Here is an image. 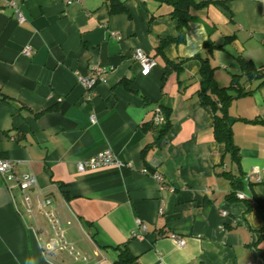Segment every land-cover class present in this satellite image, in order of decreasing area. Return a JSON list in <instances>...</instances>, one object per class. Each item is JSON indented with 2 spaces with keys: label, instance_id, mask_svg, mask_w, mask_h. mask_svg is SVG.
<instances>
[{
  "label": "crops",
  "instance_id": "0c3cea01",
  "mask_svg": "<svg viewBox=\"0 0 264 264\" xmlns=\"http://www.w3.org/2000/svg\"><path fill=\"white\" fill-rule=\"evenodd\" d=\"M9 1L0 0V157L35 175L33 202L52 200L80 258L47 248L42 211L28 212L0 175V264H122L124 247L135 257L127 264H264V216L253 199L264 200V0H195L204 4L191 9L185 39L162 49V38L179 35L164 2L119 0L124 9L112 12L110 0H14L19 23ZM136 49L155 66L143 70ZM198 55L219 86L238 74L236 87L248 92L227 106L238 163L198 95ZM91 71L103 79L89 90L79 78ZM163 107L171 126L157 139ZM106 148L130 165L77 170ZM254 168L261 179L250 183ZM237 178L244 199L229 198Z\"/></svg>",
  "mask_w": 264,
  "mask_h": 264
},
{
  "label": "built area",
  "instance_id": "2783aa9c",
  "mask_svg": "<svg viewBox=\"0 0 264 264\" xmlns=\"http://www.w3.org/2000/svg\"><path fill=\"white\" fill-rule=\"evenodd\" d=\"M66 1L69 3L74 0ZM9 5L14 9L16 20L19 23L24 22L25 17L19 10L16 2L14 0H10ZM23 54L25 56H30L32 54V46L26 44L23 49ZM133 57L140 64L141 68L145 71L151 69L156 64V61L153 57H151L140 49H136L134 51ZM102 79L103 77L101 73L93 71H91L87 76H81L79 78L82 85H84L89 90H91L96 85V83ZM90 119L92 122H95V115L92 114ZM162 121L163 114L160 110H157L154 116V122L160 124ZM129 165V163H124L122 160H120L110 148H106L101 151H98L97 153L84 160L78 161L76 167L79 172H84L86 170H92L103 167H124ZM143 171L147 172V169H143ZM0 175L4 179L6 186L9 190L20 193L24 206L28 212H31L35 207L39 208L42 211L47 223L49 224L51 231L47 248L51 250L59 249L61 251H66L74 259L78 260L80 258V254L76 252L73 245L68 243L65 239L64 231L59 223V220L55 216L53 210L50 208L52 200L50 198H44L42 200H38L35 203L33 202L31 191L37 185V179L35 175L31 172L17 171L15 162L11 159L4 157H0ZM153 175L163 185H166L164 184V179L160 174L154 173ZM246 179L250 183L252 181H260L261 177L259 176V169L254 168L253 170L248 172V174L246 175ZM236 195L238 198L241 199L246 198V196L241 191H238ZM137 227L140 230H144L146 228V226L140 223L139 221ZM169 236L177 242L178 246H183L185 244V239L182 236L173 232L170 233Z\"/></svg>",
  "mask_w": 264,
  "mask_h": 264
},
{
  "label": "trees",
  "instance_id": "16d2710c",
  "mask_svg": "<svg viewBox=\"0 0 264 264\" xmlns=\"http://www.w3.org/2000/svg\"><path fill=\"white\" fill-rule=\"evenodd\" d=\"M158 2H164L172 7L171 15L177 20V29L179 35L176 38L168 37L162 38L159 44V49H162L165 44L174 40L177 42L183 41L185 39V29L187 28L188 22L191 18V9L203 6V2H198L195 0H157ZM110 10L112 12H117L123 10L124 7L119 0H110ZM119 6L120 8L118 9ZM201 76L203 78V85L198 91L201 103L210 105L214 111V121H213V133L215 139L219 142H223L227 152L230 153L232 159L235 162H239L240 154L239 148L233 140V132L229 124L230 117L227 113V106L230 101L248 92L237 88V82L241 75H233L232 82L228 86H219L213 76L214 67L211 66L209 61L205 58H201ZM174 66L179 63L172 62ZM242 70L243 74L248 78L254 77L256 74V68L249 60H242ZM127 83V81H122ZM163 114V121L157 124L156 138L159 139L163 137L171 126V110L168 107L161 108ZM154 123V122H153ZM152 123H145L143 128L146 129L148 125ZM242 175V174H241ZM242 177V176H241ZM234 181V191L235 193L242 188V178H237ZM235 193H230L229 198H234ZM255 202V207L264 216V200L260 198H253ZM261 256L264 258V251H261ZM135 257L129 252L127 247L120 250L117 263L127 264L133 261Z\"/></svg>",
  "mask_w": 264,
  "mask_h": 264
},
{
  "label": "clouds",
  "instance_id": "9594fccd",
  "mask_svg": "<svg viewBox=\"0 0 264 264\" xmlns=\"http://www.w3.org/2000/svg\"><path fill=\"white\" fill-rule=\"evenodd\" d=\"M199 31H200L201 33H203L204 30H203V28H200Z\"/></svg>",
  "mask_w": 264,
  "mask_h": 264
},
{
  "label": "water",
  "instance_id": "95a60500",
  "mask_svg": "<svg viewBox=\"0 0 264 264\" xmlns=\"http://www.w3.org/2000/svg\"><path fill=\"white\" fill-rule=\"evenodd\" d=\"M233 123V119H230V124Z\"/></svg>",
  "mask_w": 264,
  "mask_h": 264
}]
</instances>
